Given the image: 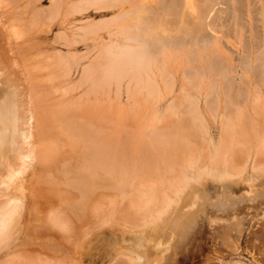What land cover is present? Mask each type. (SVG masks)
I'll return each mask as SVG.
<instances>
[{
    "label": "bare ground",
    "instance_id": "1",
    "mask_svg": "<svg viewBox=\"0 0 264 264\" xmlns=\"http://www.w3.org/2000/svg\"><path fill=\"white\" fill-rule=\"evenodd\" d=\"M41 1L0 0V73L10 68L14 74H0V264H68L67 257L80 264L106 232L116 244L124 242L125 232L138 235V249L145 244L152 252L134 253L122 245L127 250L105 264H158V258L148 257L171 251L175 232L186 228L189 213L183 209L196 204L202 188L234 179L250 188L255 178H264V129L257 127L256 137L249 139L253 149L243 132L252 122L253 91L234 92L227 102L212 69L220 41L214 20H206L225 0H47L46 10ZM106 9L118 12L71 27L74 15ZM232 11L238 26L239 8ZM261 11L264 20V2ZM60 15L62 33L55 34L59 39L53 44L66 52L45 55L55 46L40 33ZM103 30L116 42L99 43L97 55L71 84L72 68L92 52L78 53L75 46L86 47ZM206 30L213 40L205 38ZM123 80L127 103L133 101L124 110L128 104L119 103ZM83 87L85 92L76 96ZM165 96L172 100L161 114L154 104ZM210 96L213 105L207 104ZM233 102H244L245 110L232 114L227 105ZM203 112L220 123L217 141L207 138L208 148ZM149 125L153 128L144 135ZM177 204L181 211L175 210ZM52 239L57 241L54 247L49 243L53 251H43ZM59 247L67 249L62 256ZM56 254L66 259L55 260Z\"/></svg>",
    "mask_w": 264,
    "mask_h": 264
},
{
    "label": "rangeland",
    "instance_id": "2",
    "mask_svg": "<svg viewBox=\"0 0 264 264\" xmlns=\"http://www.w3.org/2000/svg\"><path fill=\"white\" fill-rule=\"evenodd\" d=\"M41 2H42L41 7H43V10L44 9L46 10L47 9L46 6L49 5L48 1L42 0ZM238 2L241 5H237ZM263 2H264V0L263 1H260V0H249V1L248 0H225V4H219L218 6H216L215 9H213L214 11L210 14V18L206 20L207 22H209V20L211 21L212 19L214 20L213 23H215V26H216L215 36L219 37V41H220V42L218 41L219 42L218 43V45H219L218 51H221V52H220V55L216 54L212 58V61L214 64V65H212V69H213V71H215L214 73L216 75V78L221 79V84L223 85V89H224L223 91L227 95L226 101L229 102V98H230L229 96H231L234 92H237V91L240 92L241 91V92H243L242 94H245L246 92H249V90L253 91V94H254L253 97L255 99L253 98L252 101H254V100H256V101H254V103L252 104V105H254V111L251 108L250 112H249L253 116V118H252V116H250L252 122L248 125L243 126V132L247 133V134H245L247 137L246 146L249 149H250V147H252V149L254 147V146H252V145H254L252 143L254 141H250V140H252V137H256V132H258V131L262 132L264 129V23H263L264 20H263L262 11H261ZM244 4H246V5H244ZM50 8L51 7L49 6L48 9H50ZM234 8H239V11H240L241 21H239L238 26H235L234 23L232 22V19H231V14H233L232 10ZM220 10H221V12H219ZM48 11H51V10H48ZM249 11L251 14H249ZM117 12H118V9H106L102 12L89 10L88 14H86V15H83V16L74 15L73 17H71L70 18L71 19L70 24H71L72 28L75 26H76L75 28H78V26L82 27L85 23H91V22L97 21L99 19L100 20L108 19L109 17L114 16ZM213 14L216 15L215 16L216 18H214ZM260 15L262 16V18ZM61 17L62 16L60 15L59 18L55 21V25L52 26L51 28H49V30L46 27V28H43L41 33H40L43 37L44 36L46 37V40H47L49 45H51L53 47L55 46L54 50L53 49L48 50L49 52L48 53L45 52L46 53L45 55H51L54 51L55 52L53 54H57V52H58L57 50H61L62 51L61 53L66 52L64 47L59 46L58 44L57 45L53 44V41L56 40V38H57L56 35H58V37H59L60 32L62 33V29L60 28V25H59L61 23ZM82 20H84V22ZM58 25H59V27H58ZM67 25L68 24H66L65 27L71 28ZM62 28H63V26H62ZM221 28H224V29H221ZM208 31L206 30V32H205L207 35V36H205V38L213 40L214 34H212L211 32L209 33ZM76 34H77V32H76ZM99 36H100V38H97L96 40H91V41L87 42L86 47L83 45V43H78V45L75 46L76 51L78 53L82 54V52L83 53H86L89 51H92V52L90 53L91 58L89 60L88 59L84 60L82 63H80L77 66V68H75V67L72 68L71 73L69 75L70 82H72L71 84L77 83V81H78V79H79V77L83 71L82 67L86 68L87 67L86 65L89 64L92 57H95V55H97V53L101 49L99 46V43H100V45L103 43H105L107 45H112L116 42V39H114L115 37L109 36V34H107L106 30H103L102 32H100ZM57 39H59V38H57ZM79 39H80L79 37H74L75 41H78ZM113 39H114V42H112ZM229 41H230V43H228ZM51 42H52V44H51ZM93 46L95 49L93 48ZM239 46H240V48H239ZM223 55L225 58L223 57ZM228 62H229V64H228ZM84 64H86V65H84ZM58 69L61 70L60 68H58ZM226 71H227V74H226ZM4 72H1L0 74H2V75L4 74V75H6V77L10 76V77L14 78V74H11L10 68L8 69V72H6L5 70H4ZM56 73H58V70ZM60 81H62V80H59V79L56 80L57 83H59ZM252 81H253V84H252ZM126 82H127V80H123L121 82V87H120V92H119V94H120L119 95V103H121L122 106L126 105V103H127V99H126L127 94H126V89H125L126 85H127ZM48 84H49V82H48ZM246 85L248 88L246 87ZM177 88H178V85L175 86L174 94H176ZM82 89L83 90H81V88H80L78 90L79 92L77 91L76 96H79L80 93H81L80 95H82L87 88L83 87ZM114 89L115 88H113V90L111 92L112 97L116 96V94H117V93H115ZM112 93H113V95H112ZM203 93H205L204 90H202L200 95H199V105L201 107H203L202 102H204L203 96H201V95H204ZM262 94H263V96H262ZM102 96H104V95H102ZM256 98H258V99H256ZM170 99L172 100L171 96H165V97L158 99L157 102L154 104V108L156 110L160 109L161 114H162L163 111H165L166 104L168 105L171 102ZM247 101H248V99H246V102H245L246 104H247ZM130 102H131V104L133 103L132 100H129L127 103L128 105L126 107H123V110H124V108L129 109V107H131V106H129V105H131ZM213 102L215 103V100L213 97L210 96L207 99V104L213 105ZM234 103L235 102H233V104L227 105L228 106L227 110L229 109V112L231 111L232 114H235V111L240 112V111L245 110V109L243 110L244 107H242V106H245L244 102H243V104L240 103V106L238 105L239 103L238 104L235 103L236 105H234ZM229 105H231V106L229 107ZM237 105L239 107H235ZM259 110H261V111H259ZM229 112H228V114H230ZM255 114H256V117H255ZM149 115L150 114L146 115L145 118H147ZM203 115H204V112H203ZM137 117H138V115H137ZM204 117L206 118V131H207V133H205V135H204V137L206 138L205 139V141H206L205 146L208 148L209 147L208 139L214 143L217 141V139L219 137L220 123L218 120L214 121V123H213L212 120L208 119L207 115L206 116L204 115ZM137 119L140 121V116ZM138 120L135 122V124H137L139 122ZM257 127H258V131H257ZM110 128H112V127L110 126ZM152 128H153V125H151V126L149 125L145 129L146 131H142V133H144V135H147V134H149L150 129H152ZM259 128H260V130H259ZM216 137H217V139H216ZM128 157H129V155H128ZM113 169H112V171H113ZM117 171L118 170L116 169V171L113 173L118 175ZM129 178H131V177H129ZM228 182H231L230 183L231 185H228L229 184ZM213 184L214 183H210L209 184L210 186L207 185L210 188L205 186V188H202V190L200 189L202 191V193L201 194L199 193V195H197L198 197H200V199L197 200L195 205L192 206L189 203L183 209L184 211H186L185 212L186 214L189 213L188 217H186L187 219H185V225H184V226H186L187 230L185 228L183 231H181L179 233L175 232V236L173 237V240L171 241L175 247L172 245V248L170 249L171 251L166 252L167 255H164L165 252L164 253L158 252L155 255L153 254V255L149 256L148 257L149 260H152L154 257L158 258L159 259L158 264H161V263L165 264L164 262H166V261L169 262V264H171V263L172 264H264V262H262V261H264V178L263 177L255 178V180L251 183L250 188L246 184L243 185L242 182L240 181V179H234L232 181L223 182V183H221L222 186L219 183H215L214 185ZM241 185H243V186H241ZM253 186H255V188ZM232 187H233V189H232ZM245 188H247L248 191ZM204 189H205V191H204ZM244 189L246 191H244ZM212 195L216 196L217 199H216V197H214ZM208 197L210 199H208ZM207 199H208V201H207ZM215 199H216V201H215ZM217 200H218V202H217ZM180 206H181L180 204L174 205V207L176 208L175 210L181 211L179 208ZM228 209H230V210H228ZM231 209H232V211H231ZM209 210H210V212H209ZM199 214H201V215H199ZM233 216L235 217L234 220L230 219V217L233 218ZM236 217H237V219H236ZM195 218H197V220ZM195 220H196V223H195ZM232 221L235 222L234 224H236V225H234V224L232 225ZM219 234H220V236H218ZM186 235H188V236H186ZM105 236L101 241L98 242L97 240H95V242H93L92 248L90 250V252H91L90 256H92V258L91 259L88 258V257H90V256H88V254H89L88 253L87 256H85L83 259L80 257V264H86V263L87 264H105L107 262L110 263L109 260H112V258L116 252L122 251V250L123 251L127 250L124 248H129L128 251L131 248V252L133 250H135V251H133L134 253H142L145 255L148 254L146 252V250L148 252L151 250V249L147 248L145 244L142 245L141 248L139 247V249H138L137 245L139 242V236L138 235L136 236L133 233L125 232L124 233V242L122 244H120V243L116 244L115 242H112V241H114V237H113V235H111L108 232L105 233ZM129 236H131V237H129ZM223 237H225V238H223ZM118 239H119V241L121 240L120 237ZM127 239H129V240H127ZM175 239H176V242H173ZM181 239H182V241H184V240L185 241L183 243H181L182 242ZM222 241H223V243H222ZM50 242H51V245L49 244ZM56 242L57 241L56 240L54 241L53 239L51 241L49 240V242L47 240L46 244H44L43 251H45V250H52L53 251V249H51L48 246L50 245V246L54 247ZM124 243H126V244H124ZM226 243H227V245H226ZM230 244H231V247H230ZM122 245H124L125 247ZM233 245L239 246V248L238 247L233 248ZM56 246H57V244H56ZM252 246H254V247H252ZM121 247H124V248H121ZM249 247H252L253 249L249 248ZM236 248H237V251H236ZM172 249H176V250H172ZM58 251L60 253L61 252L64 253L67 251V249L63 248V247H59ZM232 251H234V252H232ZM251 251H253V252H251ZM151 252H152V250H151ZM249 252L251 254L253 253L252 254L253 258L251 256V254H249ZM125 253H127V252H125ZM168 253H169V255H168ZM62 255H64V254L61 253V256ZM109 255H111L112 257L111 256L108 257ZM256 255H258V257ZM61 256L60 255L57 256V254H56L54 256L55 257L54 259L55 260H61L62 259L64 261V259H66V258L62 257L60 259L59 257H61ZM103 256L104 257L107 256V257L104 258ZM167 256H169L170 259ZM259 256H262V257H259ZM70 258L71 257H69V258L67 257L65 262H67L68 264H71L72 262L78 261L77 257H76L77 258L76 260L75 259L73 260L72 258L71 259ZM99 258H103V260H100ZM75 264H77V262ZM153 264H155V263H153Z\"/></svg>",
    "mask_w": 264,
    "mask_h": 264
}]
</instances>
